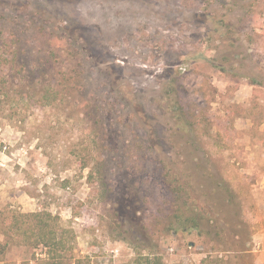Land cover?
Returning <instances> with one entry per match:
<instances>
[{"label": "rangeland", "instance_id": "obj_1", "mask_svg": "<svg viewBox=\"0 0 264 264\" xmlns=\"http://www.w3.org/2000/svg\"><path fill=\"white\" fill-rule=\"evenodd\" d=\"M255 102L264 0H0V209L70 228L56 264H264Z\"/></svg>", "mask_w": 264, "mask_h": 264}, {"label": "trees", "instance_id": "obj_2", "mask_svg": "<svg viewBox=\"0 0 264 264\" xmlns=\"http://www.w3.org/2000/svg\"><path fill=\"white\" fill-rule=\"evenodd\" d=\"M228 60V58H227ZM224 69V68H222ZM251 83L258 85L257 80L251 79ZM260 85V84H259ZM262 85V84H261ZM173 88V87H172ZM175 95L178 97L175 99L176 105H174V118L176 123H185L191 129H196L201 123V119H196L190 111V106L181 102L180 92L175 88ZM201 93V89L195 88L192 93ZM191 93V94H192ZM202 95V94H201ZM200 97V96H199ZM256 105L253 108L258 109V124L263 125L261 135V141L264 143V106L255 102ZM198 125V126H197ZM182 130L188 132L182 125ZM218 188L223 190V185L218 184ZM227 196L229 194V188L226 186V190H223ZM232 199V197H228ZM185 205V202L183 203ZM189 211H193L189 208ZM196 215H201L200 212H195L194 215L189 217H182L177 215V221L175 222L176 227L174 229L188 230L192 227L198 228L199 221ZM173 227V226H172ZM73 231L70 228H65L59 223V218L53 215L47 210L36 211V212H20L18 210H1L0 209V253H3L10 245L15 243L27 244L29 246L41 245L45 248V263L44 264H56L62 257V253H65L72 247L71 239H73ZM146 261L147 258L145 257ZM147 263H151L148 261ZM154 264H162V262L155 261Z\"/></svg>", "mask_w": 264, "mask_h": 264}]
</instances>
